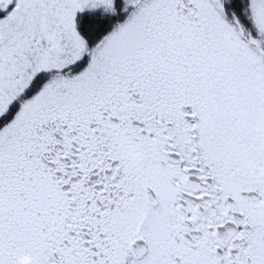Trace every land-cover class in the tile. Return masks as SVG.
<instances>
[{"label": "snow or ice", "instance_id": "6c2138e0", "mask_svg": "<svg viewBox=\"0 0 264 264\" xmlns=\"http://www.w3.org/2000/svg\"><path fill=\"white\" fill-rule=\"evenodd\" d=\"M0 264H264V0H0Z\"/></svg>", "mask_w": 264, "mask_h": 264}]
</instances>
